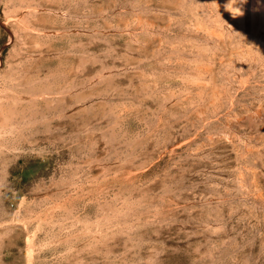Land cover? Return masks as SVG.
Returning <instances> with one entry per match:
<instances>
[{
  "label": "rangeland",
  "instance_id": "rangeland-1",
  "mask_svg": "<svg viewBox=\"0 0 264 264\" xmlns=\"http://www.w3.org/2000/svg\"><path fill=\"white\" fill-rule=\"evenodd\" d=\"M0 264H264V0H0Z\"/></svg>",
  "mask_w": 264,
  "mask_h": 264
}]
</instances>
